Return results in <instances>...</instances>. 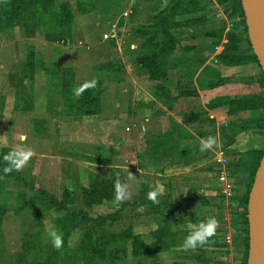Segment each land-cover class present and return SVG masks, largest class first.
Returning a JSON list of instances; mask_svg holds the SVG:
<instances>
[{
    "label": "rangeland",
    "instance_id": "1",
    "mask_svg": "<svg viewBox=\"0 0 264 264\" xmlns=\"http://www.w3.org/2000/svg\"><path fill=\"white\" fill-rule=\"evenodd\" d=\"M55 1L56 4L67 3L72 16V22H69L68 26L67 23L64 25L66 28L64 33H68V37L61 38V42L51 41L44 36L46 34L54 37L52 33L54 14H58L54 12V9H49L41 16L32 36L24 35L17 26L0 29V136H4L7 141L6 144L0 145L12 149L31 148L34 153L24 168L15 171L27 185L11 179L0 184V264H11L12 260L20 254L22 242L29 238L28 235L31 233L40 232L41 245L51 242L46 234V228H55L57 219L61 218L63 213L55 211L57 216L53 218L50 216L52 209L44 210L39 207L34 200L38 190L59 200L62 189L67 188L73 198V204L68 205V209L71 211L80 209L91 217L104 215L116 209L113 200L103 199L104 191L100 187V182L110 175L119 177V169L112 166L108 168L104 164L103 166L93 165V162L83 160L82 157L90 156L69 150L66 143L59 139H66L68 134L64 132L60 135L56 127L58 121L65 120L63 115L72 110H68L66 105L74 102V89L83 81L95 79L101 84V82L117 80L120 77L122 71L119 69L120 58L115 49L117 45L113 39L102 38L111 24L115 23L117 36L124 34L120 46L128 50L130 49L128 44L135 41L132 32L140 25L153 21L152 18L156 21L158 12L164 8L162 0L149 3H141L140 0ZM197 2L200 8L198 12L176 17L168 25V33L174 37V42L172 53L166 63L180 68L176 73L184 77L189 91L207 90L206 83L215 80L218 76L227 81L217 86L220 94H217L214 100L220 101L223 98L238 97L241 94L245 98L256 97L261 91L257 84V78L261 75L258 65L241 62L233 65L235 66L233 70L227 69L229 66L224 65L218 58L221 50L213 48L216 44L224 43L226 39L236 40L238 46L236 53L243 55L246 47H250L244 18L240 14L238 20L232 16L233 19L229 22L231 25L228 27L227 19L222 18L228 10L227 4H219L218 0H197ZM59 7V10H66L62 5ZM216 10H220V17H215ZM131 15H134L137 21L132 23ZM200 16L204 17L203 21L188 22L189 18ZM65 20L68 21V19ZM225 27L228 28L225 29ZM29 64L31 67L28 66ZM62 69L65 71L64 76L68 83L66 90L61 89L63 80L57 74ZM163 70L165 71L166 67ZM226 83L235 85L227 89L230 90L229 93L226 91ZM17 91H19L18 97ZM67 94L70 98H67ZM213 99L206 103H216ZM122 103L125 104V101ZM16 104L17 107H15ZM214 106L224 109L227 114L226 105L214 104ZM126 111L130 113L129 108L122 113ZM262 111L257 107L235 109L231 114H227L229 117L219 120L216 135L214 128H211L212 125H208L206 128L210 129L211 136L216 138L217 145L206 151V159L210 158L212 151L217 149L224 150L227 155L255 148L263 150L264 127L258 126L260 116L264 114ZM200 115L203 121L213 123L212 119ZM103 116L109 118L113 116V113L104 112ZM240 125L248 128L239 132ZM230 126L238 132L231 138V143L233 142L235 146L226 145V137L224 138V134L218 130L220 127ZM21 137L24 139L21 140ZM69 156L75 157L76 159H73L75 161L68 162ZM206 168L208 169V166ZM86 174L90 175L87 179L88 184L85 186L88 189V205L84 204L78 188L80 183L84 182ZM208 178L214 179V172L211 171ZM231 178L232 184L236 186L235 189L240 190L241 195L247 192L251 184L247 172H234ZM162 184L165 186L164 192L158 196L159 203L156 204L166 210L168 208L165 205L168 206L170 203L175 208L181 206L180 201L184 193L180 192L181 187L171 182L159 184L153 182L155 186L153 187H161ZM139 187L140 185L138 189ZM208 187L212 191L214 189L211 194L212 200L208 207L202 209L200 215L205 218H216L217 199L220 208L218 221L219 226H222L224 216L228 217L229 213L233 218V215L239 213L241 209L235 210V204L231 206V196L225 198L220 194L218 187L215 188L212 185ZM133 199L131 196L128 201H132L134 205L139 202L138 198ZM192 205V203L187 204L189 209ZM136 208V206H125L120 216L108 227L104 226L102 230L107 233H118L129 228L132 233L141 236L144 242H149L150 232L157 227L168 226L170 230H177L178 227L184 226V224L176 223L177 219H185L181 210L176 209L174 212L166 213V216H160L148 215L146 206ZM85 226L86 223L82 222L68 237L67 245L72 252H77V244L86 229ZM93 237H95L94 234ZM119 247L126 249V254L119 255L115 264H178L180 262L181 252L178 248L165 249L163 253L156 254L161 255L160 258L155 259L154 257L157 256L153 255L150 256L151 260L147 261L148 258H132L129 255L128 244H119ZM33 256L42 257L44 254Z\"/></svg>",
    "mask_w": 264,
    "mask_h": 264
},
{
    "label": "crops",
    "instance_id": "2",
    "mask_svg": "<svg viewBox=\"0 0 264 264\" xmlns=\"http://www.w3.org/2000/svg\"><path fill=\"white\" fill-rule=\"evenodd\" d=\"M140 1L149 3L155 0ZM156 1L159 2V0ZM162 1L164 2L162 6H166L169 2V0ZM222 18L227 19V23L233 19L223 15ZM152 20L154 21V18ZM230 25L231 23L228 27ZM116 32H118L117 29ZM132 33V36H135V41L128 44L132 50L122 49L123 47L120 46L124 34L120 36L115 34L110 38L117 45L115 49L120 58L118 64H120L119 69L122 72L117 80H107L99 84L100 112L90 115H63L65 120L58 121L56 128L60 135L66 132L68 137L59 139L66 143L69 150L84 156L107 159L110 164L106 167L112 166L119 169L120 176L115 177V181L119 178L122 182L131 185L130 191L133 200L140 196L147 197V193L155 187L153 182L177 184L182 189L180 192H184L180 201L181 206L175 208L171 203L169 206L173 212L176 209L181 210L185 219L180 218L176 222L178 225L184 224L183 227L171 231H189V224H196L206 219L200 214L212 200L211 194L214 189L212 191L208 186L218 187L215 176L212 180L208 178L210 172H213L211 161L216 150L212 151V156L206 159V151L199 150L200 140L212 135L210 129L206 128L208 125H212L211 128H214L216 135V126L219 124V120L229 116L224 109L207 106V101L220 94L218 87L202 91L196 89L193 95L182 94L189 90L186 88L184 77H180L176 73L180 69L177 66H169L166 63L165 75L150 80L146 70L138 67L134 61L133 53L137 51L142 39L134 32ZM213 48L221 50L222 44H216ZM228 68L233 70L235 66ZM158 86L164 87L163 94L155 93ZM225 86L229 93L230 90L227 89L235 85L226 83ZM123 101L125 104L122 103ZM128 108L130 109L129 114L127 111L122 113ZM104 112H111L114 117L106 118L103 116ZM199 115L212 119L213 123L203 121ZM159 136H166L167 143L157 144L154 142ZM233 144L232 142L227 145ZM228 156L234 159L236 154ZM69 157L68 162H74L73 159H76L73 156ZM206 163L208 169L207 166L205 167ZM93 165L96 164L93 163ZM85 167L87 166L85 165ZM129 173L135 177L134 180H127ZM87 179L86 174L84 182L82 181L78 186L79 189L87 186ZM161 187L165 188L163 184ZM235 188L236 186L233 185L231 206L235 204V210H240L238 202L241 193L238 188ZM125 202L132 201L126 200ZM189 203L193 204L191 209L187 206ZM144 206L148 207V215H158L151 212L149 204L137 205L136 209ZM218 208L219 203L216 199L217 220L220 211ZM160 210L166 211L161 207ZM233 216L232 218L228 213V217H223L224 222L217 228L216 234L210 239L212 243L209 245L188 251L183 250L181 245L170 247L178 248L181 252L178 264H242L243 233L237 223L239 222L238 213ZM225 235L229 237L227 241L224 238ZM161 253L163 250L132 258H148L147 261H150V256ZM156 256L155 259L160 258L161 255Z\"/></svg>",
    "mask_w": 264,
    "mask_h": 264
},
{
    "label": "trees",
    "instance_id": "3",
    "mask_svg": "<svg viewBox=\"0 0 264 264\" xmlns=\"http://www.w3.org/2000/svg\"><path fill=\"white\" fill-rule=\"evenodd\" d=\"M219 4H227L228 10L225 11V17L231 18L232 16L238 17L239 14L242 18V8L239 0H218ZM57 5V6H56ZM65 7L64 10H59V6ZM49 9H54V37H49L46 34V38L54 42H61V38L68 37V33H64V25L72 22V16L68 8L67 3L56 4L55 0H0V29H6L17 26L24 33V35L32 36L36 27L37 21L41 16ZM200 10L197 0H169L168 4L164 6L158 12L156 21L146 25H140L134 32V34L142 39L137 51L133 53L134 61L138 67L145 69L150 80L157 79L164 76V70L166 60L171 55L173 50L174 37L168 33V25L175 20L174 18L179 16L190 15ZM236 14V16L234 15ZM62 17V19H61ZM65 19H68L66 21ZM131 21H136L134 15L130 16ZM204 17H191L188 22L203 21ZM159 30L160 32H158ZM26 33V34H25ZM160 34L161 36H159ZM161 37V38H160ZM237 41L226 39L222 43V49L218 58L224 65L233 66L238 63H253L257 64L255 56L252 53L250 47H246L243 55L237 54ZM31 63V62H30ZM32 64V63H31ZM31 64L28 66L31 67ZM259 67V66H258ZM64 70L58 72V77L62 78L61 89L66 90L68 83L65 80ZM261 73V71H260ZM89 81V80H88ZM227 80L224 78H217L211 82L206 83V89H211L222 85ZM85 81L82 82V84ZM19 83V82H17ZM22 84V83H20ZM99 81L95 88L86 90L79 98H76L73 103L66 105V108L72 109L65 114L70 115H90L98 114L99 98H100V86ZM257 84L261 88L259 94L256 97L245 98L244 95L238 97H226L220 101L214 100L216 103L208 104V106L226 105L227 114H231L235 109L244 108H261L264 111V79L262 74L257 78ZM70 89V88H69ZM18 92L16 96L18 97ZM65 92V91H64ZM163 94L164 87H156V94ZM182 94L193 95L195 91H184ZM67 98H70L67 94ZM218 99V98H217ZM69 102V100H68ZM72 102V101H71ZM71 104V105H70ZM17 107V104L15 105ZM262 111V112H263ZM263 114V113H262ZM246 125V124H245ZM259 127H264V114L260 116ZM247 126L240 125L238 131L247 129ZM230 127H220V133L224 134V138L227 140L226 145L231 143L232 139L238 132ZM222 134V135H223ZM230 135V137H229ZM154 142L157 144H166V136L157 137ZM12 148L0 145V184H3L6 180H14L20 184L27 185L23 178L18 175L15 170L7 175L4 174L3 169L6 167V163L3 160V156L11 151ZM261 149H249L243 152L235 153V159H232L228 163L230 174L234 172H247L252 181L253 175L259 165L261 156ZM85 161H90L95 164H101L108 166L110 163L107 159L101 158H86L82 157ZM109 168V167H108ZM90 176V175H88ZM114 182L115 177L110 175L107 178L102 179L100 187L104 191L103 199L111 200L114 198ZM250 187V186H249ZM29 188V186H28ZM249 189V188H248ZM247 189V192H248ZM88 189L85 187L80 188L81 198L85 205L89 203ZM247 192L239 197L238 206L241 211L238 213L239 228L243 232V261L245 264L246 250H247V222H246V199ZM62 196L59 200L54 197L45 195L42 191H36V197L39 207L44 210L54 209L55 211L62 212L61 218L57 219L55 229L63 234V246L57 250L53 248L51 242L41 245L42 241L40 232L31 233L29 238L24 239L21 245L20 254L12 260L11 264H115L118 261V256H124L126 249L119 247V244H128L129 255L131 257H138L142 255H148L170 247H176L183 244L185 237L189 234V231H171L168 226L157 227L150 232L151 240L144 242L142 237L138 234L132 233L128 228L127 230L115 233H107L102 230L104 226L108 227L115 219L120 216V212L125 206H137V205H150L151 212L160 216H166V213L173 212L172 208L165 205L168 209L165 212L160 210V207L147 199V197L140 196L139 202H124L120 204L114 211L106 213L104 215H96L94 217L89 216L85 211L80 209L71 211L68 209V205L73 204V198L71 192L67 188H63L61 192ZM19 208V207H18ZM171 208V209H170ZM165 213V215H164ZM179 219H177L178 221ZM82 222L86 223V229L81 234L78 244L77 252H72L67 245V239ZM98 232V233H97ZM93 234L95 237H93ZM212 238V237H211ZM210 238V239H211ZM82 241V242H81ZM210 242L207 244H211ZM114 246V247H110ZM110 251H109V250ZM34 254H44L42 257H35ZM30 256V257H29ZM6 264V263H3Z\"/></svg>",
    "mask_w": 264,
    "mask_h": 264
},
{
    "label": "water",
    "instance_id": "4",
    "mask_svg": "<svg viewBox=\"0 0 264 264\" xmlns=\"http://www.w3.org/2000/svg\"><path fill=\"white\" fill-rule=\"evenodd\" d=\"M250 47L264 79V0H239ZM245 264H264V149L246 199Z\"/></svg>",
    "mask_w": 264,
    "mask_h": 264
},
{
    "label": "clouds",
    "instance_id": "5",
    "mask_svg": "<svg viewBox=\"0 0 264 264\" xmlns=\"http://www.w3.org/2000/svg\"><path fill=\"white\" fill-rule=\"evenodd\" d=\"M97 81L95 79L91 81H85L83 84L79 85L74 89V96L79 98L86 90L95 88ZM24 137H21L23 140ZM6 138L0 136V144H6ZM217 145V140L215 137L209 136L207 138L200 140V151L205 152L213 149ZM34 155L31 148L17 147L9 151L3 156V160L6 163L3 172L5 175L15 171H19L24 168L32 156ZM135 177L129 173L127 180L132 181ZM131 185L127 182H122L119 178L114 182V198L113 203L116 206L124 203L131 197ZM164 189L157 186L153 190L147 193V199L153 203H159L158 196L162 195ZM50 216L55 218L57 213L55 210L50 211ZM219 227V221L215 217H207L204 221L196 224H189L188 230L189 234L185 237L181 248L185 251L195 250L198 247H203L210 242V238L216 234L217 228ZM46 234L49 237L53 248L59 250L62 248L64 240L63 234L58 232L54 227H47Z\"/></svg>",
    "mask_w": 264,
    "mask_h": 264
},
{
    "label": "built area",
    "instance_id": "6",
    "mask_svg": "<svg viewBox=\"0 0 264 264\" xmlns=\"http://www.w3.org/2000/svg\"><path fill=\"white\" fill-rule=\"evenodd\" d=\"M215 17H220L221 12L220 10H216V13L214 14ZM116 25L115 23H112L108 32L104 33L102 35L103 39L111 38L116 33ZM232 159L226 154V152L222 149H217L214 152L213 158H212V169L215 176V181L218 184V190L221 195H223L225 198L230 197L232 195V178L229 171L228 163ZM225 240L227 241L229 237L227 235L224 236Z\"/></svg>",
    "mask_w": 264,
    "mask_h": 264
}]
</instances>
